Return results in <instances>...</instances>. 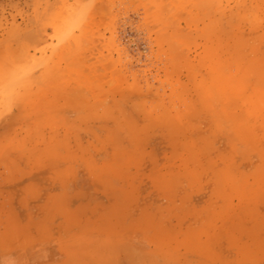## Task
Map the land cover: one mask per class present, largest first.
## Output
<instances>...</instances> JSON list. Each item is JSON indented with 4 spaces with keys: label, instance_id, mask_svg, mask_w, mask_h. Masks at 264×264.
Segmentation results:
<instances>
[{
    "label": "rangeland",
    "instance_id": "rangeland-1",
    "mask_svg": "<svg viewBox=\"0 0 264 264\" xmlns=\"http://www.w3.org/2000/svg\"><path fill=\"white\" fill-rule=\"evenodd\" d=\"M0 264H264V0H0Z\"/></svg>",
    "mask_w": 264,
    "mask_h": 264
},
{
    "label": "crops",
    "instance_id": "crops-1",
    "mask_svg": "<svg viewBox=\"0 0 264 264\" xmlns=\"http://www.w3.org/2000/svg\"><path fill=\"white\" fill-rule=\"evenodd\" d=\"M35 238H36V235H35Z\"/></svg>",
    "mask_w": 264,
    "mask_h": 264
}]
</instances>
